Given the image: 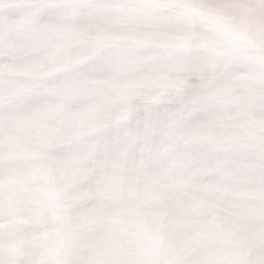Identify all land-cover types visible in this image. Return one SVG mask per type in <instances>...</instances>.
Segmentation results:
<instances>
[{
  "label": "clouds",
  "instance_id": "clouds-1",
  "mask_svg": "<svg viewBox=\"0 0 264 264\" xmlns=\"http://www.w3.org/2000/svg\"><path fill=\"white\" fill-rule=\"evenodd\" d=\"M12 2L0 0V21ZM136 4V12L81 25L72 52L85 55L98 42L147 46L145 56L100 74L102 118L133 125L123 152L33 151L49 130L67 135L64 114L44 112L49 101L0 114V172L24 201L0 222V264H111L118 250L165 264H264V204L254 198L264 188V0ZM162 145L167 151L155 155ZM216 145L243 179L226 222L208 230L191 203L202 195L199 158ZM162 166L187 178L184 193L161 186Z\"/></svg>",
  "mask_w": 264,
  "mask_h": 264
},
{
  "label": "snow or ice",
  "instance_id": "snow-or-ice-1",
  "mask_svg": "<svg viewBox=\"0 0 264 264\" xmlns=\"http://www.w3.org/2000/svg\"><path fill=\"white\" fill-rule=\"evenodd\" d=\"M136 0H13L9 19L0 21V114L5 110L23 113L29 104L49 101L44 112L63 113L61 124L67 135L57 137L49 130L40 145L32 147L41 154L58 148H69L88 155L118 153L125 150L133 125H111L101 114L108 106L100 85L101 73L131 63L146 55L147 46L137 43L106 42L87 46V53L73 56L80 26L118 12H136ZM0 11H4L0 8ZM191 71H199L192 65ZM35 118V117H33ZM162 145L155 155H163ZM149 152L140 162L142 170ZM3 153L0 151V161ZM264 169V159L258 161ZM159 182L177 195L184 193L186 177L161 167ZM197 173L203 180L197 187L201 198L192 208L203 218V226L213 230L227 220L230 198L241 191L240 166L227 156L223 145L208 148L199 158ZM258 182L264 184V177ZM23 189L7 183L0 172V222L17 216L24 209ZM264 204V188L255 193ZM264 212V207L259 209ZM132 216L139 213L132 211ZM111 264H165L144 253L130 255L118 250ZM166 264H193L189 258H171ZM199 264H221L207 260Z\"/></svg>",
  "mask_w": 264,
  "mask_h": 264
}]
</instances>
